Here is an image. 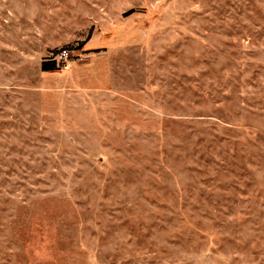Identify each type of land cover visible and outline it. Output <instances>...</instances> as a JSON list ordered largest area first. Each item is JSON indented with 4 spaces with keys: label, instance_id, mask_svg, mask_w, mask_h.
<instances>
[{
    "label": "rangeland",
    "instance_id": "rangeland-1",
    "mask_svg": "<svg viewBox=\"0 0 264 264\" xmlns=\"http://www.w3.org/2000/svg\"><path fill=\"white\" fill-rule=\"evenodd\" d=\"M0 264H264V0H0Z\"/></svg>",
    "mask_w": 264,
    "mask_h": 264
},
{
    "label": "trees",
    "instance_id": "trees-1",
    "mask_svg": "<svg viewBox=\"0 0 264 264\" xmlns=\"http://www.w3.org/2000/svg\"><path fill=\"white\" fill-rule=\"evenodd\" d=\"M42 70H51L55 68V62L51 61V62H43L42 63Z\"/></svg>",
    "mask_w": 264,
    "mask_h": 264
},
{
    "label": "built area",
    "instance_id": "built-area-1",
    "mask_svg": "<svg viewBox=\"0 0 264 264\" xmlns=\"http://www.w3.org/2000/svg\"><path fill=\"white\" fill-rule=\"evenodd\" d=\"M67 56H68V55H66L65 52H63V53L61 52V53H60V57H61L60 59H66Z\"/></svg>",
    "mask_w": 264,
    "mask_h": 264
}]
</instances>
